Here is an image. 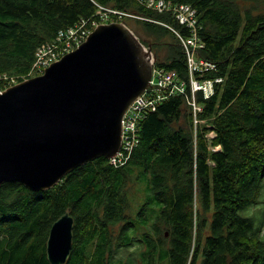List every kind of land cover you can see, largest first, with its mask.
<instances>
[{
  "label": "trees",
  "instance_id": "16d2710c",
  "mask_svg": "<svg viewBox=\"0 0 264 264\" xmlns=\"http://www.w3.org/2000/svg\"><path fill=\"white\" fill-rule=\"evenodd\" d=\"M146 1L0 0V87L31 77L38 50L54 48L60 31L129 26L135 19L124 13L143 17L157 65L188 80L186 53L164 24L188 28ZM165 1L197 10V52L216 68L196 77L222 78L209 98L196 94L201 123L187 99L171 96L141 121L125 165L100 157L43 191L4 183L0 264H50L49 230L67 209L74 243L66 264H111L134 243L149 264H264V0ZM158 31L172 40H157Z\"/></svg>",
  "mask_w": 264,
  "mask_h": 264
},
{
  "label": "water",
  "instance_id": "95a60500",
  "mask_svg": "<svg viewBox=\"0 0 264 264\" xmlns=\"http://www.w3.org/2000/svg\"><path fill=\"white\" fill-rule=\"evenodd\" d=\"M152 63L151 49L129 26L101 23L42 74L4 89L0 187L19 182L43 191L90 161L115 156L123 116L148 88ZM73 243L74 217L67 209L49 230V263L66 264Z\"/></svg>",
  "mask_w": 264,
  "mask_h": 264
},
{
  "label": "built area",
  "instance_id": "2783aa9c",
  "mask_svg": "<svg viewBox=\"0 0 264 264\" xmlns=\"http://www.w3.org/2000/svg\"><path fill=\"white\" fill-rule=\"evenodd\" d=\"M149 8L156 9L159 12L170 11L178 22L188 28L187 35L176 31L180 43L186 53L189 76L188 80L180 77L176 70L168 69L157 65L156 59L152 53V77L148 88L139 95L126 110L122 120V143L119 152L110 158L112 164L116 166L125 165L130 158L131 152L138 139V128L141 121L150 111L157 110L158 106L171 96H182L187 99V103L192 107L195 125L201 123L197 118L198 112L202 111V106L196 101L197 92L201 91L205 98H209L215 92V82H221L222 78L200 79L197 76H203L206 72L215 70L216 64L199 57L197 50L204 47V43L199 39V30L201 26L198 21L197 10L190 4H174L165 0H147ZM124 15L134 18H143L139 15L124 13ZM97 23H93L95 28ZM93 29L71 28L67 32H59L57 45L54 48L41 47L37 52V60L33 65L32 75H40L53 62L58 61L63 55L77 48ZM146 47V46H145ZM146 49H148L146 47ZM37 71V73H36ZM29 78V77H28ZM27 79V78H26ZM7 81V78H6ZM7 83V82H6ZM16 79H9L4 89L17 84ZM0 87V93L4 90Z\"/></svg>",
  "mask_w": 264,
  "mask_h": 264
},
{
  "label": "rangeland",
  "instance_id": "374dc122",
  "mask_svg": "<svg viewBox=\"0 0 264 264\" xmlns=\"http://www.w3.org/2000/svg\"><path fill=\"white\" fill-rule=\"evenodd\" d=\"M129 18L135 19V20H131V22L129 20L127 21L130 28L132 30H135L139 34V36H141L142 39H144L145 41H148V43L146 42L148 44V46H146V47L151 49L150 44L152 42V38H154L153 33H150V31L141 22L137 21L136 19H138V18H134V17H129ZM156 39L157 40H172V37L168 36L167 33L164 31H162V32L158 31ZM158 50H159V53L161 55H164L167 48L165 46H161V47H159ZM151 52L153 53L155 59L157 60V56L155 55V52L153 50H151ZM32 76H34V75H32ZM131 195H133V193ZM131 215L133 216L134 212H131ZM131 232L132 231H130V233ZM116 233H118V230H116ZM139 245H141V244L134 243L133 246H129L126 248L120 247L113 254V261H111L112 262L111 264H120L121 259L130 260V261L134 260L135 264H138L137 260H142V257H144V253H143L144 248L143 247L140 248Z\"/></svg>",
  "mask_w": 264,
  "mask_h": 264
},
{
  "label": "flooded vegetation",
  "instance_id": "af4514ba",
  "mask_svg": "<svg viewBox=\"0 0 264 264\" xmlns=\"http://www.w3.org/2000/svg\"><path fill=\"white\" fill-rule=\"evenodd\" d=\"M166 233H168V232H166ZM168 235L169 234H166L167 237H168ZM129 244H131V243L129 242ZM139 247L142 248L143 246L142 245H139ZM137 262H138V264H149L148 262L143 261V260H137ZM129 263L130 264H135V261L134 260H131V261L130 260H125V259H121L120 260V264H129Z\"/></svg>",
  "mask_w": 264,
  "mask_h": 264
},
{
  "label": "bare ground",
  "instance_id": "6f19581e",
  "mask_svg": "<svg viewBox=\"0 0 264 264\" xmlns=\"http://www.w3.org/2000/svg\"><path fill=\"white\" fill-rule=\"evenodd\" d=\"M68 30H62V32H67Z\"/></svg>",
  "mask_w": 264,
  "mask_h": 264
},
{
  "label": "clouds",
  "instance_id": "9594fccd",
  "mask_svg": "<svg viewBox=\"0 0 264 264\" xmlns=\"http://www.w3.org/2000/svg\"><path fill=\"white\" fill-rule=\"evenodd\" d=\"M30 78V77H29Z\"/></svg>",
  "mask_w": 264,
  "mask_h": 264
}]
</instances>
